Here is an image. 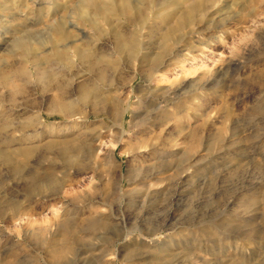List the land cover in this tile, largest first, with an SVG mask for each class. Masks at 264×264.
Wrapping results in <instances>:
<instances>
[{"label": "rangeland", "instance_id": "rangeland-1", "mask_svg": "<svg viewBox=\"0 0 264 264\" xmlns=\"http://www.w3.org/2000/svg\"><path fill=\"white\" fill-rule=\"evenodd\" d=\"M63 235L61 264H264V0H0V264Z\"/></svg>", "mask_w": 264, "mask_h": 264}, {"label": "bare ground", "instance_id": "bare-ground-1", "mask_svg": "<svg viewBox=\"0 0 264 264\" xmlns=\"http://www.w3.org/2000/svg\"><path fill=\"white\" fill-rule=\"evenodd\" d=\"M186 14V13H185ZM123 41H125V40H123ZM116 45H117V47L119 46V45H122V42H121V40H120V37L119 38H117L116 39ZM119 47H121V46H119ZM81 91H83V93H82V95L83 96H86L87 94H88V88H83V90H81ZM97 97V96H96ZM71 100H69L66 96L60 101V104L59 105H55L53 108L54 109H57V110H61L62 112H64L65 114H67L68 116H66L67 117V119H75L72 123H70V122H68V124H66L65 126H63L62 128H61V132H63V133H66L67 131H74L75 129H79V128H81L82 127V125H84V124H87L85 121H86V119L87 118H89V115L88 116H86V115H84V114H81V113H76V111H75V109H74V106H73V103H72V101L70 102ZM110 103V102H109ZM114 103H116V102H114ZM119 105V104H118ZM117 105V106H118ZM107 106V105H106ZM109 106V105H108ZM111 106V105H110ZM117 106H115L114 108H111L110 109V111H109V115L110 116H114V115H117V114H120V109L121 108H119V107H117ZM109 109V108H108ZM94 115H98L99 114V112L98 111H95L94 113H93ZM78 116V118H76ZM78 119H80V120H82V121H78ZM121 139V138H120ZM98 140L97 139H94V143H96ZM62 142V141H61ZM93 144V143H92ZM91 146H93V145H91ZM53 147H54V144L53 143H51V144H49L48 145V148L49 149H53ZM58 149H59V153H60V155L62 156V158H65V160H66V162H69L67 159L68 158H70L71 159V154L73 153V152H75L74 151V149H75V147H73V145H72V143L69 141V140H64L61 144H60V146H58ZM29 152H31V151H29ZM26 155L27 156H31L29 153H26ZM1 157L3 158V160L5 161V162H7V163H9L10 165H14V161H15V159H13V157L11 156V155H8V154H1ZM66 174V173H65ZM64 174V175H65ZM31 177V176H30ZM58 189V188H57ZM114 211V210H113ZM114 213V212H113ZM111 214H112V212H111ZM95 215H96V213H95ZM15 216H17V214H14V217ZM114 216H113V214L112 215H110V218H107L106 220H110V221H112V222H116L115 220H114V218H113ZM91 218V217H90ZM94 218V217H93ZM92 218V219H93ZM97 218V217H96ZM96 218H94L95 220H93V221H91V223H93L92 224V227H93V229H92V231H96V232H98L97 230H99V227L100 226H103V223H102V221L104 222V220H101V221H99L98 219H96ZM87 220H89V219H87ZM91 220V219H90ZM69 222V221H68ZM68 222H67V224H68ZM87 222V221H86ZM89 222V221H88ZM108 221H106V223H107ZM109 223V222H108ZM107 225V224H106ZM110 225V224H109ZM124 229V228H123ZM101 231H102V229H101ZM103 231H104V229H103ZM99 232H100V230H99ZM125 236H127V235H125ZM124 237V236H123ZM123 237H120V238H123ZM150 237V236H149ZM119 239V238H118ZM126 239V241H127V243L130 241V240H132V239H130V238H128V237H126L125 238ZM69 240H70V236L69 235H63L62 236V244H59V245H57V246H55V247H53L52 248V250H51V252H49L48 254H47V256L49 257V259L52 261V262H56V263H59V264H61V263H65L67 260H69V258H68V254L71 252V249L69 248V246H68V242H69ZM153 241L155 242V239H153ZM108 255H110V254H103L102 253V255H100V257H98V258H100V260H101V258H105V257H107ZM95 258H97V257H95V256H92V259H95ZM111 259V258H110ZM107 260V259H106ZM109 260V259H108ZM116 260V259H115ZM97 261H98V259H97ZM106 264H117V262L115 261V262H111V261H109L108 263H106Z\"/></svg>", "mask_w": 264, "mask_h": 264}]
</instances>
